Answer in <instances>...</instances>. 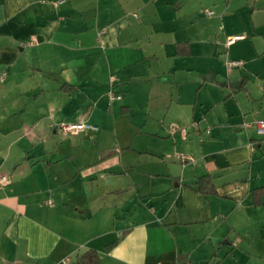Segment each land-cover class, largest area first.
<instances>
[{
  "label": "crops",
  "instance_id": "1",
  "mask_svg": "<svg viewBox=\"0 0 264 264\" xmlns=\"http://www.w3.org/2000/svg\"><path fill=\"white\" fill-rule=\"evenodd\" d=\"M1 74L0 264H264V0H0Z\"/></svg>",
  "mask_w": 264,
  "mask_h": 264
},
{
  "label": "built area",
  "instance_id": "2",
  "mask_svg": "<svg viewBox=\"0 0 264 264\" xmlns=\"http://www.w3.org/2000/svg\"><path fill=\"white\" fill-rule=\"evenodd\" d=\"M207 15H211L212 11L206 9L204 11ZM237 39V37H226V41H225V47L230 46L235 40ZM34 44V40H30L28 42V45H33ZM238 65L237 62L231 61L227 63V67L231 68V67H236ZM4 78V74L0 75V81H2ZM121 96L120 95H116L113 93H109L108 94V99L110 101L115 100V99H120ZM246 127H251L250 124H245ZM86 128V126L84 124H66V123H61L59 126L55 127L56 131H58L59 133H61L62 135H76L80 132H83L84 129ZM255 128L257 131L258 135L264 136V119L261 120H257L255 121ZM170 134H173L175 131H179L182 136H185L187 133V127L186 126H181V127H171L169 129ZM206 133H209V129H206ZM178 159L182 164H186L188 162H191L193 159L192 157L185 155V154H179L178 155ZM9 179L1 176L0 177V188L3 187L4 185L8 184ZM70 257H66L64 258L59 264H70ZM182 264H191V262L189 261H184Z\"/></svg>",
  "mask_w": 264,
  "mask_h": 264
},
{
  "label": "trees",
  "instance_id": "3",
  "mask_svg": "<svg viewBox=\"0 0 264 264\" xmlns=\"http://www.w3.org/2000/svg\"><path fill=\"white\" fill-rule=\"evenodd\" d=\"M200 187V183H199ZM207 192H213V188L210 187ZM264 193V190H259L257 194ZM256 194V193H255ZM255 197V204H258V200ZM76 264H100L98 253L95 250H88L83 254L76 257Z\"/></svg>",
  "mask_w": 264,
  "mask_h": 264
},
{
  "label": "water",
  "instance_id": "4",
  "mask_svg": "<svg viewBox=\"0 0 264 264\" xmlns=\"http://www.w3.org/2000/svg\"><path fill=\"white\" fill-rule=\"evenodd\" d=\"M203 78L208 79L209 77L207 75H204ZM234 84H236V83H234ZM234 84L232 85L234 87L239 85V83H237L238 85H234Z\"/></svg>",
  "mask_w": 264,
  "mask_h": 264
}]
</instances>
